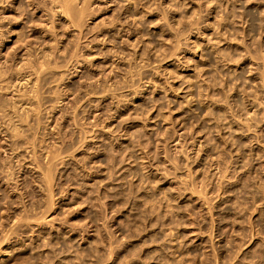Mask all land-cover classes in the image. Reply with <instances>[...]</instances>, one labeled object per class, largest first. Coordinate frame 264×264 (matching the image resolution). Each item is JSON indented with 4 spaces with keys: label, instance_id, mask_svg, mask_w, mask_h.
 <instances>
[{
    "label": "rangeland",
    "instance_id": "374dc122",
    "mask_svg": "<svg viewBox=\"0 0 264 264\" xmlns=\"http://www.w3.org/2000/svg\"><path fill=\"white\" fill-rule=\"evenodd\" d=\"M0 1V264H264V0Z\"/></svg>",
    "mask_w": 264,
    "mask_h": 264
},
{
    "label": "bare ground",
    "instance_id": "6f19581e",
    "mask_svg": "<svg viewBox=\"0 0 264 264\" xmlns=\"http://www.w3.org/2000/svg\"><path fill=\"white\" fill-rule=\"evenodd\" d=\"M18 1H19V0H18ZM18 1H17V2H18ZM20 1H21V0H20ZM72 1H74V0H51L50 2H51L52 5H55V6H56L55 8L59 7V8H57V11L59 10L63 15H65L66 17H67V16L69 17V16L73 13V12H71V9H72L71 7L74 6V5L71 6V4H70ZM75 1H76V0H75ZM0 2H1V1H0ZM21 2H22V1H21ZM23 2H24V1H23ZM27 3L30 4V1H28ZM73 3H74V2H73ZM21 4H23V3H21ZM28 4H27V5H28ZM32 4H33V3H32ZM51 4H50V5H51ZM38 5H39V4H38ZM52 5H51V6H52ZM20 6H21V5H20ZM22 6H23V5H22ZM30 6H31V5H30ZM39 7H41V6H39ZM23 8H25V7H23ZM23 8H21V9H23ZM30 8H31V7H30ZM47 8H49V6H48ZM53 8H54V6H53ZM53 8H50V9H53ZM73 8H74V7H73ZM84 8H85V7H84ZM86 8H87V7H86ZM21 9H20V10H21ZM25 9H26V8H25ZM28 9H29V8H28ZM43 9H44V8H43ZM34 10H35V9H34ZM38 10H39V9H38ZM45 10H47V9H45ZM55 10H56V9H55ZM21 11H23V10H21ZM24 11H25V10H24ZM24 11L22 12V13H23V16H26V15H24ZM49 11H50V10H49ZM57 11H56V12H57ZM73 11H75V10H73ZM19 12H20V11H19ZM26 12H27V10L25 11V13H26ZM53 12H54V11H52V13H53ZM75 12H76V11H75ZM75 12H74V13H75ZM82 12H83V11H82ZM31 13H32V12H31ZM52 13H51V15H52ZM76 13H77V12H76ZM79 13H81V12L79 11ZM54 14H55V12H54ZM69 14H70V15H69ZM15 15H16V14H15ZM21 15H22V14H21ZM56 15H57V14H56ZM56 15H55V16H56ZM78 15H79V14H78ZM78 15H77V16H78ZM82 15H83V14H82ZM17 16H18V15H17ZM28 16H29V15H28ZM79 16H80V15H79ZM49 17H50V16H49ZM79 18H80V17L77 18L78 21H80ZM21 19H22V18H21ZM69 19H70V17H69ZM52 20H53V19H52ZM70 20H72V19H70ZM70 20H69V21H70ZM75 20H76V19H75ZM15 21H16V20H15ZM50 21H51V20H50ZM72 21H73V20H72ZM51 23H52V21H51ZM78 25H80V24L78 23ZM78 25H77V26H78ZM50 26H51V25H50ZM51 29H52V27H51ZM54 29H55V28H54ZM19 31H20V30H19ZM12 32H13V31H12ZM18 41H19V40H18ZM19 42H20V41H19ZM22 43H23V42H22ZM51 48H52V47H51ZM51 48H50V49H51ZM37 51H38V50H37ZM34 52H35V51H34ZM39 55H40V54H39ZM26 56H27V55H26ZM30 56H31V55H30ZM30 56H29V57H30ZM40 56H41V55H40ZM42 56H43V55H42ZM48 56H49V55H48ZM51 56H52V55H51ZM23 57H24V56H23ZM23 57H22V58H23ZM27 57H28V56H27ZM36 57H37V56H36ZM28 59H30V58H28ZM35 59H36V58H35ZM43 59H44V58H43ZM45 59H46V58H45ZM45 59H44V60H45ZM41 60H42V59H41ZM48 60H49V59H48ZM26 61L29 63V61H28L27 59H26ZM37 61H38V59H37ZM4 62H5V61H4ZM30 62H32V61H30ZM45 62H46V61H45ZM25 63H26V62H25ZM28 63H27L26 65H28ZM39 63H40V65H38ZM39 63H37V65H38L37 67H39V66L42 67V64H43V63H42V62H39ZM48 63H49V62H48ZM2 64H3V63H2ZM21 64H23V63H21ZM29 64H30V63H29ZM32 64H33V63H32ZM26 65H25V66H26ZM30 65H31V64H30ZM30 65H29V68H30ZM0 66H1V65H0ZM20 66H21V65H20ZM58 66H59V65H58ZM21 67H23V66H21ZM34 68H35V67H34ZM42 68H44V67H42ZM46 68H47V67H46ZM30 69H31V68H30ZM40 69H41V68H40ZM2 70H3V68H2ZM20 70H21V69H19V70H17V71H20ZM26 70H27V69H26ZM33 70H34V69H33ZM41 71H42V70H41ZM1 72H2V71H1ZM21 72H22V71H21ZM32 73H33V72H32ZM39 73L41 74L42 72H39ZM3 74H4V73H3ZM3 74H1L2 77H3ZM36 74H37V73H36ZM36 74H33V75H36ZM6 75H7V74H6ZM21 76H22V75H21ZM36 76H37V75H36ZM30 77H31V76H30ZM30 77H29V78H30ZM40 77H41V76H40ZM3 78H4V77H3ZM16 78H17V77H16ZM29 78H28V79H29ZM35 78H36V77H35ZM37 78H38V77H37ZM37 78H36V79H37ZM19 79H20V78H19ZM41 79H42V78H41ZM16 81H17V80H16ZM32 81H33V79H32ZM21 82H23V81H21ZM21 82H20L19 84H21ZM26 82H27V80H26ZM26 82H25V83H26ZM34 82H36V81H34ZM34 82H32V84H33ZM9 84H10V83H9ZM13 84H14V83H13ZM34 84H35V83H34ZM34 84H33V86H34ZM36 84H37V82H36ZM6 86L8 87V85H6ZM29 86H30V85H29ZM35 86H36V85H35ZM36 88H37V86H36ZM36 88L33 90V91H34V95L32 94V97L35 96L34 98H37L36 94H37L38 92H36ZM39 88H40V87H39ZM32 89H33V87H32ZM32 89H31L30 91H32ZM37 91H38V89H37ZM1 92H2V91H1ZM28 93H29V92H28ZM32 93H33V92H32ZM40 93H41V92H39V94H40ZM25 95H27V92H26ZM28 95H29V94H28ZM28 95H27V96H28ZM30 95H31V94H30ZM37 95H38V94H37ZM18 96H19V95H18ZM27 96H25V97H27ZM11 97H12V96H11ZM28 97H29V96H28ZM40 97H41V96H40ZM38 98H39V97H38ZM10 100H11V99H10ZM29 100H30V98H29ZM32 100H33V98H32ZM27 101H28V100H27ZM36 101H37V100H36ZM57 101H58V100H57ZM12 102H13V101H12ZM38 102H39V101H38ZM33 103H34V101H33ZM54 103H55V102H54ZM14 104H15V103H14ZM17 104H18V103H17ZM29 104H30V103H29ZM34 104H35V103H34ZM39 104H40V103H39ZM9 105H10V104H9ZM12 106H13V105H12ZM22 106H23V105H22ZM32 106H34V105H32ZM35 106L37 107V105H35ZM17 107H18V105H17ZM52 107H53V106H52ZM6 108H7V107H6ZM6 108H5V109H6ZM11 108H12V107H11ZM15 108H16V106H15ZM27 108H28V107H27ZM29 108H30V107H29ZM32 108H33V107H32ZM34 108H35V107H34ZM7 109H8V108H7ZM20 109H21V108H20ZM22 109H23V107H22ZM29 110H30V109H29ZM34 110H35V109H34ZM34 110H33V113H34ZM37 110H38V109H37ZM3 111H4V110H3ZM14 111H15V110H14ZM16 111H17V109H16ZM24 111H26V110H24ZM39 111H40V110H39ZM39 111H38V112H39ZM11 112H12V111H11ZM19 112H21V111L19 110ZM22 112H23V111H22ZM27 113L29 114V112H27ZM1 114H2V113H1ZM4 114H5V113H4ZM4 114H2V116H3ZM14 114L17 116V115H18V112H17V114H16V113H14ZM24 114H25V113H24ZM24 114H23V115H24ZM35 114H37V113H35ZM19 115L22 116V113L19 114ZM30 115H31V114H30ZM2 116H1V117H2ZM9 116H10V115H9ZM11 116H12V115H11ZM24 116H25V119L27 120L26 115H24ZM38 116H39V115H38ZM18 117H19V116H17V118H18ZM29 117H30V116H29ZM3 118H4V117H3ZM8 118H9V117H8ZM17 118H16V119H17ZM22 118H23V116H22ZM6 119H7V118H6ZM12 119H13V118H12ZM12 119H8V120H12ZM20 119H21V117H20ZM36 119H37V118H36ZM2 120H3V119H2ZM13 120H14V119H13ZM26 120H25V121H26ZM4 121H5V120H3V122H4ZM19 121H20V120H19ZM23 121H24V120H23ZM25 121H24V122H25ZM38 121H39V119H38ZM38 121H37V123H38ZM9 123H10V122H9ZM25 123H26V122H25ZM31 123H32V122H31ZM5 125H6V124H5ZM5 125H4V127H5ZM37 125H38V124H37ZM39 125H40V124H39ZM8 126H9V125H8ZM11 127H12V126H11ZM14 127H15V126H14ZM16 127H17V126H16ZM27 127H28V126H27ZM12 128H13V127H12ZM17 128H18V127H17ZM13 129H14V128H13ZM37 129H38V128H37ZM10 130H11V129H10ZM35 131H36V130H35ZM13 133H14V132H13ZM17 133H19V132H17ZM14 135H15V134H14ZM20 135H21V134H20ZM25 135H26V134H25ZM11 136H13V135H11ZM17 136H18V135H17ZM21 136H22V135H21ZM26 137H27V136H26ZM30 138H31V137H30ZM34 139H35V138H34ZM32 140H33V138H32ZM54 152H55V151H54ZM49 153H50V152H49ZM50 154H52V153H50ZM55 155H56V154H55ZM57 155H58V154H57ZM53 157H54V156H53ZM50 158H51V157H50ZM50 158H49V159H50ZM46 159H47V158H46ZM47 160H48V159H47ZM51 160H52V158H51ZM49 161H50V160H49ZM48 167H49V166H48ZM48 167H45V168H47L45 171L43 170V171H44V174H43V175H50V174L48 173V172H50ZM51 167H52V166H51ZM41 173H42V171H41ZM44 177H49V178H50V176H44ZM44 177H42V178H44ZM45 180H46V179H45ZM46 181H47V180H46Z\"/></svg>",
    "mask_w": 264,
    "mask_h": 264
}]
</instances>
